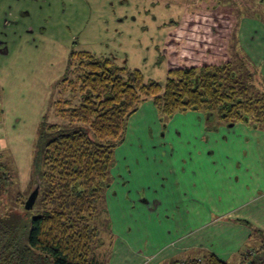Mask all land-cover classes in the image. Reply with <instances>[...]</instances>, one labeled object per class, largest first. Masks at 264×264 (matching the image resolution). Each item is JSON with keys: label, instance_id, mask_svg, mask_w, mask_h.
<instances>
[{"label": "trees", "instance_id": "16d2710c", "mask_svg": "<svg viewBox=\"0 0 264 264\" xmlns=\"http://www.w3.org/2000/svg\"><path fill=\"white\" fill-rule=\"evenodd\" d=\"M221 14L220 8L204 7L175 23L164 47V85L90 52L69 53L58 84L76 102H55V115L63 124L49 127L58 130L45 143L34 181L41 212L31 219L23 244L21 224L0 219V264H102L94 250L103 245V197L114 151L123 142L128 119L145 102H152L161 119L199 111L224 121L244 115L255 128L264 127V96L247 81L250 74L244 77V61L237 74L233 70L231 21ZM14 183V172L0 155V194ZM168 264L228 263L209 254Z\"/></svg>", "mask_w": 264, "mask_h": 264}, {"label": "rangeland", "instance_id": "374dc122", "mask_svg": "<svg viewBox=\"0 0 264 264\" xmlns=\"http://www.w3.org/2000/svg\"><path fill=\"white\" fill-rule=\"evenodd\" d=\"M190 4L186 0H0V155L15 175L13 186L0 194V219L21 224L22 244L31 219L41 212L39 201L30 210H25L24 203L40 175L45 143L58 130L49 127L57 125L60 129L63 124L55 115V102H76V96L69 90L62 91L58 84L69 53L90 52L118 66L139 70L145 80L164 85V41L176 22L197 10ZM238 48L229 51L236 74L242 63L238 53L245 54ZM152 114L155 119L150 120ZM133 115H138L135 121L140 128V123H169L166 129L170 133L174 129L175 135L179 123H195L198 117V113L189 111L161 119L149 108H139ZM140 133L144 132L140 129ZM116 150L114 160L117 162L116 155L118 162L110 170L116 177L115 188L108 198L105 194L103 197L107 214L100 229L103 245L94 250L102 264H109L112 252L110 224L120 233L127 230L122 227L123 210L110 202L111 197L116 201V195L127 191L117 179L127 172L122 160L124 150Z\"/></svg>", "mask_w": 264, "mask_h": 264}, {"label": "crops", "instance_id": "0c3cea01", "mask_svg": "<svg viewBox=\"0 0 264 264\" xmlns=\"http://www.w3.org/2000/svg\"><path fill=\"white\" fill-rule=\"evenodd\" d=\"M238 29L241 48L252 55L249 28ZM140 108L155 110L150 101ZM136 116L115 149L124 150L127 176L117 179L127 191L110 202L123 210L127 230L108 227L109 264H168L209 254L228 264H264V127L217 132L206 130L207 123H179L176 135L174 129L161 135V123L140 128ZM110 177L106 198L115 188L112 171Z\"/></svg>", "mask_w": 264, "mask_h": 264}, {"label": "flooded vegetation", "instance_id": "af4514ba", "mask_svg": "<svg viewBox=\"0 0 264 264\" xmlns=\"http://www.w3.org/2000/svg\"><path fill=\"white\" fill-rule=\"evenodd\" d=\"M187 2L190 1V5L195 7L197 10L190 11L188 14L185 15V19L188 18L190 13H194L201 8L204 7H217L220 8L222 14L220 17L223 20H230V28H232V37L229 42H233L231 48L239 49L241 44L244 42L240 35L239 27L245 26L249 28V34L247 36V40H245L249 45L256 46V50L254 52L239 55V59H242L243 65H245V75L244 77L250 78L247 80L251 83V86L255 87L260 95L264 96V0H186ZM184 21V20H183ZM217 21V19H214ZM180 22V21H179ZM222 24L219 22L217 24L220 27ZM176 26H174L175 28ZM172 31V30H171ZM167 38V37H166ZM166 42V39L164 43ZM5 53V49L2 50ZM242 53V52H241ZM167 53L165 58L167 57ZM261 57L260 59V66L255 64V58ZM166 63V60H165ZM250 74V75H249ZM249 75V76H248ZM198 113L197 120L195 123H207L206 130L214 129V131L220 130L221 128H235L238 125L245 127L247 130L251 128H255L251 123L248 117L242 116L241 118L234 120V121H224L218 116H209L208 113H203L199 111H192ZM166 123L164 126V130L166 129ZM212 128H210V126ZM161 129V135H163L166 130L164 131Z\"/></svg>", "mask_w": 264, "mask_h": 264}, {"label": "water", "instance_id": "95a60500", "mask_svg": "<svg viewBox=\"0 0 264 264\" xmlns=\"http://www.w3.org/2000/svg\"><path fill=\"white\" fill-rule=\"evenodd\" d=\"M39 188L38 186H35L29 196L27 197L25 203H24V208L25 210H30L34 206L37 196H38ZM141 203H144L143 200L140 201Z\"/></svg>", "mask_w": 264, "mask_h": 264}]
</instances>
